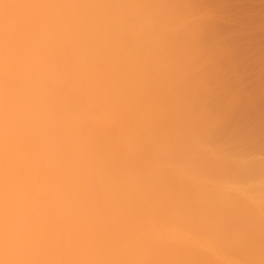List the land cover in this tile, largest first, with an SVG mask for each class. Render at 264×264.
I'll return each mask as SVG.
<instances>
[{"label": "clouds", "instance_id": "9594fccd", "mask_svg": "<svg viewBox=\"0 0 264 264\" xmlns=\"http://www.w3.org/2000/svg\"><path fill=\"white\" fill-rule=\"evenodd\" d=\"M0 264H264V0H0Z\"/></svg>", "mask_w": 264, "mask_h": 264}]
</instances>
